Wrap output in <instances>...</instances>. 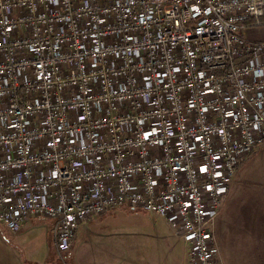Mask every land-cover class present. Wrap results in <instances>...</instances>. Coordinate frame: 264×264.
<instances>
[{"label":"built area","instance_id":"built-area-1","mask_svg":"<svg viewBox=\"0 0 264 264\" xmlns=\"http://www.w3.org/2000/svg\"><path fill=\"white\" fill-rule=\"evenodd\" d=\"M264 0H0V226L165 219L190 264L264 144Z\"/></svg>","mask_w":264,"mask_h":264},{"label":"rangeland","instance_id":"rangeland-1","mask_svg":"<svg viewBox=\"0 0 264 264\" xmlns=\"http://www.w3.org/2000/svg\"><path fill=\"white\" fill-rule=\"evenodd\" d=\"M246 38L264 42V28L248 29ZM230 193L213 227L222 259L219 262L217 255L218 264H264V144L236 175ZM223 216L229 218L226 253L219 243V233L223 237ZM54 226L52 220L34 219L18 234L0 226V264L25 263L19 261L23 256L17 255V248H45L49 263L190 264L185 242L176 235L175 229L165 219L143 211L116 209L91 224V233L87 225L83 226L71 251L63 256L57 253Z\"/></svg>","mask_w":264,"mask_h":264},{"label":"crops","instance_id":"crops-1","mask_svg":"<svg viewBox=\"0 0 264 264\" xmlns=\"http://www.w3.org/2000/svg\"><path fill=\"white\" fill-rule=\"evenodd\" d=\"M262 28H264V26L262 27ZM230 192H231V189H230ZM230 194L231 193H229V196H230ZM229 196H228V198H229ZM227 198V199H228ZM226 204V203H225ZM225 204H224V206H225ZM228 205V204H227ZM226 208V207H225ZM224 208V209H225ZM121 209V208H120ZM114 211V210H113ZM223 211H225V210H223ZM111 213V212H110ZM109 213V214H110ZM108 214V215H109ZM150 214V213H149ZM108 215H106V216H108ZM106 216H104V217H106ZM104 217H98V218H95V219H93V220H91L90 222H88L86 225L87 226H85L87 229H88V231L91 233V230H92V228H91V224H94L96 221H98V220H100V219H103ZM158 217V216H157ZM161 218V217H160ZM219 218H220V216L218 217V221H219ZM38 219H40V218H38ZM229 222V218H225V216H223V221H222V234H223V237H221L220 236V233H219V243H220V245H221V248L224 250V252L226 253V249H227V247H226V242H228V240L230 239V233H229V231H227L228 230V223ZM29 223V222H28ZM28 223H26V224H28ZM233 223H234V221L232 222V225H233ZM26 224H24L23 226H22V228L26 225ZM232 225H231V227H232ZM55 227V226H54ZM22 228H21V230H22ZM82 229V227L78 230V232H77V234H76V236H75V238H74V241L75 240H77L79 237H80V234H79V231ZM21 230L18 232V233H20L21 232ZM98 230V229H97ZM11 232V231H10ZM89 232H88V234H89ZM13 233V232H12ZM18 233H13V234H18ZM53 233H54V231H53ZM181 239V238H180ZM214 239H215V243H216V246H217V249H218V259H219V262L221 261L222 262V259H221V256H220V251H219V247H218V245H217V241H216V237H215V229H214ZM181 240H183V239H181ZM222 240L224 241V243H222ZM184 241V240H183ZM185 242V241H184ZM185 245H186V248H187V251H188V245H187V243L185 242ZM16 251H17V255H22L23 256V259H20L19 261L20 262H22V261H24L25 263H23V264H60L58 261H56V262H52V263H49V258H48V255H49V253H48V251H47V249H45V248H42V249H39V248H37V249H34V248H32L31 250H24V249H21V248H17L16 249ZM57 253L59 254V256H63V254H61V253H59V251L57 250ZM188 253V260H189V252H187ZM28 257V258H27ZM48 260V261H47ZM16 261H17V263L19 262L17 259H16ZM220 264V263H219Z\"/></svg>","mask_w":264,"mask_h":264},{"label":"trees","instance_id":"trees-1","mask_svg":"<svg viewBox=\"0 0 264 264\" xmlns=\"http://www.w3.org/2000/svg\"><path fill=\"white\" fill-rule=\"evenodd\" d=\"M262 23H263V26H264V18H262Z\"/></svg>","mask_w":264,"mask_h":264}]
</instances>
